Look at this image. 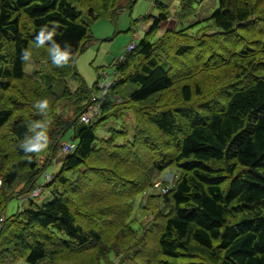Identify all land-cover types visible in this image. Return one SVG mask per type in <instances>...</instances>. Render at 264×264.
<instances>
[{
    "label": "trees",
    "instance_id": "1",
    "mask_svg": "<svg viewBox=\"0 0 264 264\" xmlns=\"http://www.w3.org/2000/svg\"><path fill=\"white\" fill-rule=\"evenodd\" d=\"M135 1L0 0V216L11 198L40 187L37 180L52 166L68 129L75 140L71 151H61L65 156L59 167L41 185L50 200L37 204L27 199V207L3 216L0 264H69L64 253L92 246L87 264H264V61L256 52L242 57L239 49L233 53V81L223 92L205 94L202 82L194 81L202 73L193 70L185 75L179 97L163 103L177 77L175 64L162 60L154 37L168 18L167 5L155 0L159 14L143 17H153V23L113 65L107 91L102 93L98 80L88 88L73 65L90 39V24ZM194 2L180 0L179 15H194ZM204 20L220 29L204 36H221L222 45L238 48L244 33L255 34V26L264 25V0H219ZM24 22L31 23L30 31ZM44 29H55V34L41 43L37 36ZM53 43L69 53L62 66L52 61ZM196 47L180 42L175 56L185 59ZM25 51L37 61L32 74L25 71ZM92 94L98 96L99 112L88 123L80 122ZM45 99L48 108L41 112L35 105ZM64 99L75 105L73 118L56 115ZM127 112L138 123L131 135L111 126L109 135L97 136L105 121L123 119ZM35 123L44 126L32 128ZM45 127L47 147L26 152V139ZM46 150L49 157L40 165ZM174 166L179 177L172 185L161 183L168 185L166 192L159 188L152 195L162 204L150 211L151 221L156 220L150 230L154 247L142 246L128 223L129 201L153 186L154 173ZM92 173L104 183L96 184ZM97 192L108 195L100 198Z\"/></svg>",
    "mask_w": 264,
    "mask_h": 264
},
{
    "label": "rangeland",
    "instance_id": "2",
    "mask_svg": "<svg viewBox=\"0 0 264 264\" xmlns=\"http://www.w3.org/2000/svg\"><path fill=\"white\" fill-rule=\"evenodd\" d=\"M154 1L155 0H136L130 8L124 7L121 12L118 14L116 13L113 17H101L90 24V39L87 43H85V46L77 55L73 65L80 80L88 86V88L92 87L96 80L99 81L98 86H102L103 84H107L109 81L113 80V65L125 52L131 40H139L153 23V17H149L148 19H144L143 17L145 15H152L156 17L159 14L160 11L155 7ZM218 1L219 0H196V2L193 3V7L196 8V13L191 15L190 18L189 16L183 18L179 15L181 11L180 0H161V2L167 5L165 9L168 11V18L166 21L161 23L160 28L154 37H157L156 40L158 41V45L161 50L162 60H167L170 63L172 62L175 64L172 67L176 70L174 76L177 77L175 79L176 84L172 87V89H169L165 93L163 103L166 101H173L175 98L179 97L180 86L184 84L186 80L185 75L189 74L193 70L202 73L201 75L195 73L193 76L198 74L194 81L200 80L202 82L205 94L223 92L224 87L229 82L233 81V79H231V74H234L235 72L236 54L238 53L236 51L239 49H243L245 53L242 57L247 56L248 53L256 52L259 57L258 61H264V25L261 27V24L255 26L257 31L255 34L251 33L247 35L244 33V40L241 44H239L238 48H234V45H229L227 43L222 45L221 36L212 40L203 35L204 33L212 34L213 32L220 30L216 26H213L211 21H201L202 18L212 14L218 6ZM125 3L126 0H122L120 4L125 5ZM199 20L201 21L200 23L195 26H191L192 23L198 22ZM132 21H135L134 24H131ZM24 25L27 27L26 31L31 30L30 22H24ZM130 26L132 27L131 30H129ZM186 27L189 28L187 29ZM182 32H185L183 36L179 34ZM180 42H184L187 47L188 45H197V47L194 52L190 55L188 54V57L185 59H178L175 56V51L180 45ZM162 46L164 47L163 50ZM198 56H203L199 62H197ZM36 64L37 61L35 60V56L29 55V58L25 63V71L32 74ZM188 66H191L192 68ZM182 67L188 68L185 71H180ZM189 77L193 79L190 75ZM70 81L76 86V81ZM71 88L74 89L75 87L72 86ZM56 115L58 117L62 116L64 119H69L70 116L73 118L75 115V105H71L69 99L62 100L57 107ZM131 116L132 113L127 112L123 119H118L117 121L112 119L105 121L102 126L97 128V136L109 135L110 132L108 129L111 126L119 129L122 127L120 130H127V132L131 135L134 126L138 124L135 123L134 125V115L132 116V120ZM138 122L140 127L144 126L141 118L139 117ZM41 125L44 126L43 124ZM38 128L41 129L42 127ZM70 134L71 130L68 129L63 135L60 141L62 146L56 153L52 166L46 167L45 171H43L42 175L37 180V184L39 186L46 181V174H51L52 171H56L59 167L61 159L65 156L61 152L63 143H75V140H71ZM47 151L48 150L40 156V165L47 162L46 160L49 157V153H47ZM92 174L97 175L94 179L96 184L104 183L102 176L100 177L99 174L95 173ZM179 174L180 170L177 166L170 167L161 173H154L152 180L154 182L153 186L147 187L143 193L137 197H132L129 201V206H132V212H130L131 214L129 216L128 223L131 224V228L133 227L134 241L140 245L147 246L151 249L154 247V240L152 239L150 230L156 220L151 221L150 211L161 208L162 204L159 203L160 199H152V195L159 193V188L162 190L165 187L161 183L167 182L168 185H172L179 177ZM145 184L146 182L142 181L140 186H144ZM19 186L20 185L16 186L15 189L19 188ZM106 188L108 189L109 187H102L101 191ZM128 192L129 191H124V196L129 197ZM83 194L85 195V192H83ZM96 195L97 197L102 198L108 194L97 192ZM50 198L49 192L45 188H42L40 195L36 198H31V200L34 203L42 204L43 202L50 200ZM28 205L29 200H22L21 196L13 197L6 203L2 210V215L6 217L11 216L18 209L22 210ZM168 211L169 209H166V212ZM94 252L95 251L92 246L89 249H83L80 253H64L62 255V259L70 260L69 264H87L90 253ZM199 252L202 255H206L208 261L213 262L207 252L203 250ZM17 264L26 263L24 261H18Z\"/></svg>",
    "mask_w": 264,
    "mask_h": 264
},
{
    "label": "clouds",
    "instance_id": "3",
    "mask_svg": "<svg viewBox=\"0 0 264 264\" xmlns=\"http://www.w3.org/2000/svg\"><path fill=\"white\" fill-rule=\"evenodd\" d=\"M45 31L47 30L46 29L42 30L40 34L37 36V40L40 41L41 43H43L44 40H51L52 36L55 34V29L51 31H47V35H45ZM51 52H55V55L52 57V61L54 64L62 66L64 63H67L69 61L68 51H60L59 46L56 45L55 43H53ZM22 58L27 60L29 58V53L25 51ZM48 103L49 102L47 99L41 100L35 105V107L39 109L41 112H44L48 108ZM35 127H42V125L40 123H35L32 126V128ZM47 144H48V137L46 134V127H45L44 131L37 133L35 137L31 139L27 138L24 144L22 145V147L26 152H40L47 147Z\"/></svg>",
    "mask_w": 264,
    "mask_h": 264
},
{
    "label": "built area",
    "instance_id": "4",
    "mask_svg": "<svg viewBox=\"0 0 264 264\" xmlns=\"http://www.w3.org/2000/svg\"><path fill=\"white\" fill-rule=\"evenodd\" d=\"M135 47V41H131L128 46H127V50H131ZM121 58V56H120ZM110 83L107 84H103L102 86H99L100 88H102V93H105L107 91V88L109 87ZM99 108H100V104L98 101V96L96 94H92V98L91 101L88 105L87 110L82 113V115L80 116V122L83 123H88L92 118H94L95 116H97L98 112H99ZM74 146L73 142H64L63 143V147H62V152H69L72 150ZM50 176L48 174L45 175V179H49ZM168 189V186L164 187L162 190L163 192H166ZM41 186L37 187L36 189H34L31 193L25 195L22 197V199H31V198H35L38 197L39 194L41 193ZM3 216H0V226L3 222Z\"/></svg>",
    "mask_w": 264,
    "mask_h": 264
}]
</instances>
